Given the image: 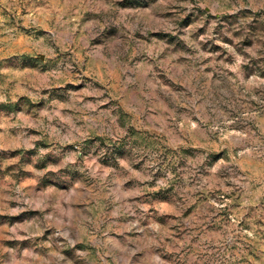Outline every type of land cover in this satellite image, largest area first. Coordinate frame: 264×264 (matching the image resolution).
Masks as SVG:
<instances>
[{"label": "rangeland", "instance_id": "rangeland-1", "mask_svg": "<svg viewBox=\"0 0 264 264\" xmlns=\"http://www.w3.org/2000/svg\"><path fill=\"white\" fill-rule=\"evenodd\" d=\"M0 264H264V0H0Z\"/></svg>", "mask_w": 264, "mask_h": 264}]
</instances>
